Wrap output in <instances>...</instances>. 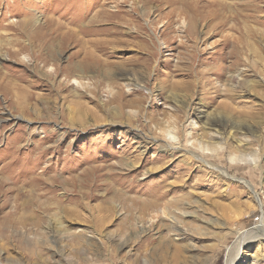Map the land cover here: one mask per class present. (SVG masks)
<instances>
[{
    "label": "rangeland",
    "instance_id": "rangeland-1",
    "mask_svg": "<svg viewBox=\"0 0 264 264\" xmlns=\"http://www.w3.org/2000/svg\"><path fill=\"white\" fill-rule=\"evenodd\" d=\"M263 31L264 0H0V264H226L264 221ZM248 34L263 60L228 57ZM169 91L211 97L201 111L256 128L236 131L244 151L215 134L236 179L211 184L191 152L162 157L168 120L178 145L203 125ZM184 182L202 199L196 217L143 209L148 193L176 186L172 198ZM234 264H264V240Z\"/></svg>",
    "mask_w": 264,
    "mask_h": 264
},
{
    "label": "bare ground",
    "instance_id": "bare-ground-1",
    "mask_svg": "<svg viewBox=\"0 0 264 264\" xmlns=\"http://www.w3.org/2000/svg\"><path fill=\"white\" fill-rule=\"evenodd\" d=\"M173 2V1H172ZM242 3V2H241ZM254 4V3H253ZM262 4V3H261ZM227 5V4H226ZM238 5V4H237ZM249 5V4H248ZM256 5V4H255ZM250 6V5H249ZM256 7V6H255ZM229 8V7H228ZM186 10V9H185ZM191 10V9H190ZM189 9H187L188 12H190ZM221 10V9H220ZM223 12V10H222ZM229 13V12H228ZM231 13V12H230ZM239 14V13H237ZM236 14V15H237ZM227 15V14H226ZM229 15V14H228ZM232 15V14H231ZM234 15V14H233ZM243 15V14H242ZM222 16V15H221ZM200 17V16H199ZM238 17V16H237ZM249 18V17H248ZM227 19V17H226ZM229 19V18H228ZM236 19V18H235ZM210 20V19H209ZM225 20V19H224ZM232 20V19H231ZM237 20V19H236ZM191 23V22H190ZM208 24V22H206ZM234 23V22H233ZM23 26H22V30L24 31L23 33H25V27H27L28 25V20L27 19H23L22 22ZM214 24V23H213ZM222 24V23H221ZM228 24V23H227ZM48 26V25H47ZM187 26V25H186ZM223 26V25H222ZM228 26V25H227ZM234 26V24H233ZM240 28L242 27L241 25H239ZM239 26L237 27V29L239 28ZM15 27V26H14ZM232 27V26H231ZM249 27V26H248ZM191 28V25H190ZM189 28V29H190ZM197 28V27H196ZM233 28V27H232ZM253 28V27H252ZM36 29V28H35ZM203 29V27L201 28ZM212 29V28H211ZM246 32L245 33H251L252 30L248 29L247 27H245ZM244 29V30H245ZM194 30V29H193ZM224 30V29H223ZM222 30V31H223ZM254 30V29H253ZM262 30V28H261ZM29 31V30H28ZM47 31V30H46ZM49 31V30H48ZM202 31V30H201ZM220 31V30H218ZM235 31V30H234ZM256 31V30H255ZM183 32V31H182ZM189 32V31H188ZM207 32V31H206ZM243 32V31H242ZM241 32V34H242ZM257 32V31H256ZM264 32V31H263ZM222 33V32H221ZM244 33V34H245ZM46 36V33H44ZM262 35V33H260ZM51 35V34H50ZM187 35V33H186ZM189 35V34H188ZM212 35V34H211ZM246 35V34H245ZM247 36V35H246ZM245 36V38H246ZM25 37V36H24ZM35 37V36H34ZM223 37V36H222ZM243 37V36H241ZM47 38V37H46ZM52 38V36H51ZM244 38V39H245ZM43 39V38H42ZM243 39V40H244ZM253 38H250L249 34L248 37L246 38V40H244L245 42H241V45L238 44V42L236 44H234L233 46H231L234 50H229L228 52V57H235L238 55H240L243 52L249 51L250 53H252L255 57H257L256 59H262L263 60V56L261 54V52H259L260 50H258V48L256 47L254 41H251ZM239 40V39H237ZM242 40V41H243ZM263 40V39H262ZM195 41V40H194ZM193 41V42H194ZM229 41V40H228ZM221 42V41H220ZM234 42V41H233ZM38 43V42H37ZM221 44V43H220ZM226 44V43H225ZM238 44V45H237ZM150 45V44H149ZM13 46V45H12ZM96 46V45H95ZM15 47V46H14ZM28 47V46H27ZM26 47V48H27ZM30 47V46H29ZM48 47V46H47ZM147 47V46H146ZM151 47V46H150ZM149 47V48H150ZM23 48V46L21 45L19 48L17 49H9L7 53V56L12 55L13 57L18 55V53L21 51V49ZM25 48V47H24ZM38 48V47H37ZM50 48V47H49ZM48 48V49H49ZM82 48V46H81ZM221 48V47H220ZM26 50V49H25ZM38 50V49H37ZM147 50V49H146ZM28 51V50H27ZM35 52V51H34ZM194 52V51H193ZM225 52V51H224ZM248 52V53H249ZM39 53V52H38ZM144 53V52H143ZM146 53V52H145ZM190 53V51H189ZM192 53V52H191ZM190 53V54H191ZM220 53V52H219ZM264 53V52H263ZM150 54V52H149ZM167 54V53H166ZM144 59H148L147 54H142ZM190 56V55H188ZM223 56V54H222ZM261 56V57H258ZM2 57V55L0 54V58ZM227 57V58H228ZM240 57V56H239ZM4 58V57H3ZM36 58V57H35ZM189 58V57H188ZM41 59V58H40ZM236 59V58H234ZM254 60V58H252ZM255 59V60H256ZM37 60V59H36ZM261 62V61H260ZM36 64V63H35ZM149 64V63H148ZM29 65V64H28ZM147 65V64H146ZM36 66V65H35ZM34 68V66H33ZM38 68V66H37ZM65 68V66H64ZM82 68V66H81ZM109 68V67H108ZM223 68V67H222ZM74 69V68H73ZM72 69V70H73ZM80 69V68H79ZM78 69V70H79ZM71 70V69H70ZM81 71V70H80ZM77 72V71H76ZM74 73V72H73ZM82 73V71H81ZM130 73V72H129ZM59 75V74H58ZM82 75V74H81ZM79 75V77L81 76ZM87 75V74H86ZM110 75V73H109ZM144 75V74H143ZM3 76V75H2ZM75 76V75H74ZM83 76V75H82ZM132 78H131V82H133L134 84L139 83V78L135 77V74H132ZM85 78V77H84ZM54 79V78H53ZM22 80V79H20ZM73 80V79H72ZM4 80H2L3 82ZM74 81V80H73ZM199 81V78L195 79L194 82ZM75 83H77L76 79H75ZM80 83V82H79ZM16 84V83H15ZM204 84V83H203ZM13 85V84H12ZM98 85V84H97ZM108 85V84H107ZM191 85H193V83H191ZM31 86V85H30ZM20 87V86H19ZM91 87V86H90ZM160 87V86H159ZM84 88V87H83ZM188 88V87H187ZM204 88V87H203ZM20 90V88H19ZM188 90V89H187ZM16 91V90H15ZM190 91H192L190 89ZM187 92L185 94H180V93H176L175 91H169V98L171 99V101H174L175 103V107L181 109L184 111L185 116L189 113L188 109H193L195 108V110L193 109L192 114L194 115H199L200 117L203 118V125H202V132L199 135L198 138H196V140L194 142H190L187 141V144L185 145H178L179 143V137L176 135V133L174 132V130H172L170 128V120H168V124L167 125H162V127L159 128V135H161L163 137V142L162 145L159 146L160 150L163 152L162 157H172L174 155V149L177 150L178 153H181L182 155H186V153H193L196 158L198 160V169H202L200 168L203 165H208L209 167L213 168L212 170H209L208 172H204V174L208 175V179L207 181L210 182L211 184L213 183H217L218 181H221L220 179H222V177H225L227 179H236L237 177L234 175H231L228 171L227 168H224L220 165L219 162L221 161V158L219 156V152L221 149V145H219L216 141H214L215 138V134L220 135L221 138L225 139V141L227 142L228 148L230 150V152H236V151H244L245 146L247 145L245 142H242L241 140H239L236 137L237 134V130H241V129H248V130H255L256 128H253V126H251L249 123H243L241 125L234 124V121L232 122L230 119H227V117H225L224 115L221 114H216V115H212L211 113H205L204 111H201V106L203 105V103L205 104L206 101L208 99L212 100L211 97L205 99V101L203 102L201 98H199L196 103H193V101H191L187 95H192V92ZM21 92V90H20ZM19 92V93H20ZM219 93V92H218ZM192 97V96H191ZM137 101V100H136ZM136 103V102H135ZM133 103V104H135ZM21 105V104H20ZM197 105V106H196ZM103 107V105H102ZM104 108H106L104 106ZM215 114V113H214ZM113 117H116L119 115V113H113L112 112ZM84 115L82 114V117ZM190 116V115H189ZM127 117V116H126ZM85 119V118H84ZM96 120V119H95ZM159 120V119H158ZM179 120V119H178ZM84 120H82L83 122ZM174 121V120H173ZM177 122V121H176ZM107 123V122H106ZM161 123V122H160ZM236 123V122H235ZM86 125V124H85ZM82 126V124H81ZM84 126V125H83ZM160 126V125H159ZM219 136V137H220ZM232 141V142H228V141ZM225 144V143H224ZM226 147V146H225ZM234 149V150H233ZM233 150V151H232ZM193 151V152H192ZM197 153H195V152ZM190 153V154H191ZM229 153V152H228ZM238 153V152H237ZM235 155V154H234ZM234 155L230 156L229 160L232 162L237 163L238 161H241L240 159L238 160V157L236 158V156L234 157ZM243 154H240V158H242ZM174 157V156H173ZM213 158H216L217 162L214 161L212 162L211 160H213ZM191 160L194 161V158H191ZM132 167V166H131ZM148 171V170H147ZM146 171V172H147ZM152 169H150L148 172H151ZM147 172V173H148ZM187 173V172H186ZM146 174V173H145ZM180 174V173H179ZM179 177V176H178ZM178 179V178H177ZM189 179V178H188ZM185 181V180H184ZM243 183H245L247 185V188H249V190H251V192L254 193V190L252 189V185L250 183H248L245 180H241ZM186 182L182 183V184H178L177 186L181 188V190H185L186 189ZM189 184V183H188ZM161 186V184H160ZM159 186V187H160ZM164 186V185H162ZM190 186V185H189ZM158 187V188H159ZM166 187V186H165ZM176 186H171L169 188V190H165L164 192H155V193H148L147 197L148 199L151 200L146 202L145 206H143V209L148 208L149 210H153L154 208H157L159 204L161 203H166L165 204V209L163 208V212H161V214H165L166 216H170L172 218V220L174 222H180L182 217H196L197 216V209H192V204L194 203H199L200 200L202 201V199L196 200V202L191 198L192 192L189 190H185L184 192H182L181 194H177V195H173L172 198H168L166 199V196L168 195V193L174 192ZM227 189V188H226ZM256 196V195H255ZM257 198V197H256ZM259 204L261 203L260 201H258ZM168 206H176L174 211H170L168 209H166ZM191 210H194L193 213H191ZM176 213L178 214V216H176ZM215 219L208 221L209 224L213 225L214 224ZM263 219L260 221L259 224L251 227L252 230H248L246 232H244L243 234H240L237 238L236 241V249L237 252L233 253V255L227 259L226 264H234L235 259L237 257L238 254V250L240 249L241 246H243L244 244L250 243V242H254V241H260V240H264V223H263ZM218 224V223H215ZM249 229V228H248Z\"/></svg>",
    "mask_w": 264,
    "mask_h": 264
}]
</instances>
